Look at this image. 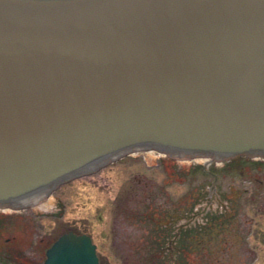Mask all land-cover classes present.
<instances>
[{"label":"water","instance_id":"95a60500","mask_svg":"<svg viewBox=\"0 0 264 264\" xmlns=\"http://www.w3.org/2000/svg\"><path fill=\"white\" fill-rule=\"evenodd\" d=\"M264 154V0H0V208L122 151ZM62 234L43 264H98Z\"/></svg>","mask_w":264,"mask_h":264},{"label":"rangeland","instance_id":"374dc122","mask_svg":"<svg viewBox=\"0 0 264 264\" xmlns=\"http://www.w3.org/2000/svg\"><path fill=\"white\" fill-rule=\"evenodd\" d=\"M68 231L91 237L99 264H264V158L123 154L0 209V264H43Z\"/></svg>","mask_w":264,"mask_h":264},{"label":"bare ground","instance_id":"6f19581e","mask_svg":"<svg viewBox=\"0 0 264 264\" xmlns=\"http://www.w3.org/2000/svg\"><path fill=\"white\" fill-rule=\"evenodd\" d=\"M154 153V151H144L142 154H146V155H152ZM195 161H198V162H208V159L207 158H198L196 159ZM5 211H8V210H5Z\"/></svg>","mask_w":264,"mask_h":264}]
</instances>
